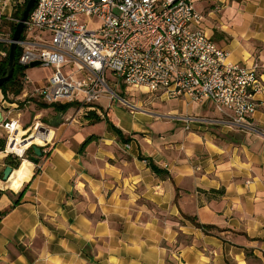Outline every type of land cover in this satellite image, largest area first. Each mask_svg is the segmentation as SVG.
I'll return each mask as SVG.
<instances>
[{
  "label": "crops",
  "instance_id": "0c3cea01",
  "mask_svg": "<svg viewBox=\"0 0 264 264\" xmlns=\"http://www.w3.org/2000/svg\"><path fill=\"white\" fill-rule=\"evenodd\" d=\"M24 7L21 0H0V37L12 40L14 14ZM194 7L202 16L199 28L225 51V62L248 69L258 64L264 86V0H194ZM9 47L0 41V51L9 54ZM12 97L5 100L0 91L2 115ZM256 98L252 122L259 133L200 123L186 132L174 124L178 120L145 117V126L162 133L146 139L145 158L129 137L124 146L136 160L133 168L91 166L96 174L90 180L79 177L81 142L78 149L57 143L54 128L50 154L32 176L30 167L21 173L0 153V264H264V88ZM161 102L178 107L181 117H216L209 103ZM31 103L20 110L24 128ZM100 108L89 113L100 117ZM136 123L129 130L112 125L127 137L139 130ZM5 137L0 126V152ZM149 161L168 176L158 179ZM6 166L14 172L2 182ZM18 178L23 181L14 185ZM145 199L154 211L138 206ZM187 217L210 228H197Z\"/></svg>",
  "mask_w": 264,
  "mask_h": 264
},
{
  "label": "built area",
  "instance_id": "2783aa9c",
  "mask_svg": "<svg viewBox=\"0 0 264 264\" xmlns=\"http://www.w3.org/2000/svg\"><path fill=\"white\" fill-rule=\"evenodd\" d=\"M201 20L194 0H35L17 42L18 64L28 69L38 63L52 74L28 92L32 82L24 72L22 92L3 109L0 126L6 137L0 153L16 155L11 147L18 131L21 139L30 134L34 123L22 127L20 110L31 100L48 106L71 104L85 116L103 99L135 108L110 85L124 93L182 100L186 106L209 103L216 117L186 116L180 119L186 130L200 123L259 133L252 122L259 107L256 97L264 88L258 64L248 69L226 63L225 51L199 28ZM0 41L12 43L9 38ZM6 56L0 51V60ZM52 145L53 140L38 146L36 173Z\"/></svg>",
  "mask_w": 264,
  "mask_h": 264
},
{
  "label": "rangeland",
  "instance_id": "374dc122",
  "mask_svg": "<svg viewBox=\"0 0 264 264\" xmlns=\"http://www.w3.org/2000/svg\"><path fill=\"white\" fill-rule=\"evenodd\" d=\"M51 74V68H44L40 66L28 68L26 70V76H28L29 79L38 86H42L43 84H45L46 79H48ZM110 88L127 103L135 106V108L125 107L117 102L109 104L103 99L100 101L103 106V108H100V117L102 119L100 122L96 123V120L94 119L95 117L90 119L91 121L87 120L86 116L84 115V111H79L80 109L78 107H73L66 113L61 115L60 123L56 127H53L50 125V122L57 117L55 111L51 108L45 109L43 107L44 104L41 102H38L36 104L31 103V105L29 106L30 108H27L28 113L25 114L24 119L27 120L29 116V126H31L32 123H34V126L32 125L30 134H26V137L23 140L28 142L32 141L34 143H37L38 145H44L45 143L52 140L53 134L55 132V141H57V143L66 142L70 145V147L78 149V142H81L80 144H82L84 140L90 138L91 141L87 144V146H85L82 152L79 153L80 165L83 164L84 170H82V172L80 171L81 173L79 177L81 178V180L83 178L90 180V176H94V174H96V168H91V166H102L104 168H109V166H111L118 169V171L120 172V170H123L125 167H128L130 171L131 168H133V164H135L134 162H136V160L132 159L130 156V149L126 148L124 144L120 143L118 139L113 135V133L109 130V128L107 127V122L110 121L111 124L115 125L116 127H118L117 125H119L125 130H129L132 127V124H135V122H137V127H134L135 129L137 128L139 130H135V132L131 131L129 132V134H126V136L130 137L134 140V142H136L137 148L140 153L138 157H140V159L145 158V156L141 154V151L145 153V149L149 148V145H151L147 144L148 146L145 147L146 139L151 141L154 136H158L160 134L154 132L153 129L145 126V124H148V120L145 117H149L152 122L162 123L178 120L179 122H177L179 124L174 123L175 125L179 126L182 124L183 128L184 126L186 127V124L182 120H180L184 118L181 117V110L178 107L169 106L166 103L161 102L160 97L142 92L124 93L122 89L114 88L112 85H110ZM192 109V114H202V109ZM94 115L97 117L98 114ZM72 120H74L75 122L72 123ZM180 121H182L184 124ZM40 125L44 126V129L41 130ZM53 128L56 130H54ZM52 130H54V132ZM185 131L187 132V130ZM80 136L82 138H80ZM77 139L79 140L77 141ZM48 148H50V146H48ZM29 150H31V148H29L27 151ZM32 156V154L28 153L27 156L23 157V159L30 161L29 158ZM10 157L16 158L19 161V164L21 163L22 159L17 158L18 156L13 155ZM141 164L144 165L145 163ZM25 166L30 167L29 165L25 164L21 168V173ZM33 172H35V169L33 170ZM147 177V179H152L153 176ZM165 178L166 177H161L158 179ZM103 179L104 178L98 180L102 181ZM113 179L114 178H108V180ZM21 181H23V179L18 178V180L14 182V185H19ZM138 206L143 207L148 211H154V205L146 199L142 200ZM182 244H184L183 241Z\"/></svg>",
  "mask_w": 264,
  "mask_h": 264
},
{
  "label": "trees",
  "instance_id": "16d2710c",
  "mask_svg": "<svg viewBox=\"0 0 264 264\" xmlns=\"http://www.w3.org/2000/svg\"><path fill=\"white\" fill-rule=\"evenodd\" d=\"M21 14H22V11H19L18 13L14 14V17L16 18V20H18V21L20 20ZM15 26L16 25H14L13 30L15 29ZM19 55H20V50H19V48H17L16 55H15V67H14V72H13L12 78L10 80H8L5 84H3L2 87H0V91L3 94L5 100H9L10 95L11 96L19 95L21 93V90H22L21 79L24 76V72L26 71V69L24 67H21L18 64ZM7 63H8V54H7V57L0 60V77H3L5 75ZM43 107L45 109L51 108L57 114L63 115L70 108H72L73 105H71V104L50 105V106L43 105ZM92 118H94L96 120V123H98L102 120L100 117H98V116L96 117L92 113H88L86 115V119H92ZM107 127L113 133V135H115V137L118 139V141L120 143H122L124 145H127L130 143L131 139L129 137H125L120 129L114 127L109 122H107ZM90 141H91L90 138H87L86 140H84L80 146V150H83L85 148V146H87V144ZM28 153L33 155L32 149L27 151L26 156L28 155ZM8 158H9L8 159V165H10L13 169H17L18 165H19V161L16 158H11L10 156ZM148 166H149L151 172L154 173L156 176H159V177H165V176L167 177L168 176V173L165 170L156 167L151 161H149ZM35 174H36V172H35ZM187 218H189L197 228H203V229L210 228L207 226H201L199 223H196L194 221L195 220L194 218H190V217H187Z\"/></svg>",
  "mask_w": 264,
  "mask_h": 264
},
{
  "label": "water",
  "instance_id": "95a60500",
  "mask_svg": "<svg viewBox=\"0 0 264 264\" xmlns=\"http://www.w3.org/2000/svg\"><path fill=\"white\" fill-rule=\"evenodd\" d=\"M35 0H26L24 10L22 12L20 20L17 22V25L15 26L13 36H12V43L9 47V54H8V63L5 71V75L3 77H0V87H2L3 84H5L8 80L12 78L14 67H15V55L17 50V42L20 39V36L22 34V31L25 26V22L29 16V13L34 6ZM38 66V63H33L30 65L29 68H33ZM55 122L50 123L51 126L56 127L60 121H61V115H57V117L54 119ZM2 123V114L0 112V124ZM33 151V156L30 158V162L33 164H36L38 159L41 157V150L38 146H32L31 147ZM13 172V169L10 166H6L2 173V182H7L9 177L11 176Z\"/></svg>",
  "mask_w": 264,
  "mask_h": 264
},
{
  "label": "bare ground",
  "instance_id": "6f19581e",
  "mask_svg": "<svg viewBox=\"0 0 264 264\" xmlns=\"http://www.w3.org/2000/svg\"><path fill=\"white\" fill-rule=\"evenodd\" d=\"M40 129H44V126H40ZM42 146V145H38L37 143H34V142H28V141H25L23 139H17L16 141L13 142V146L11 147V150L13 153H15L16 155L18 156H22L23 152L28 149L29 147L28 146ZM15 146V147H14ZM14 147V148H13ZM25 164L29 165L31 168L29 170V174L30 176H32L33 174V168H34V165L26 160V159H23L21 160V163L19 164V167L16 169V170H19L22 166H24ZM14 172V171H13ZM12 172V173H13ZM7 186V185H6ZM9 186V185H8Z\"/></svg>",
  "mask_w": 264,
  "mask_h": 264
}]
</instances>
